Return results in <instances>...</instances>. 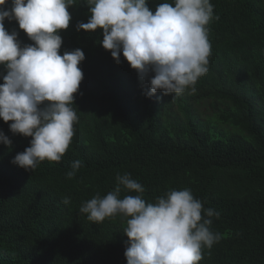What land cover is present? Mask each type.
I'll list each match as a JSON object with an SVG mask.
<instances>
[{
  "label": "trees",
  "instance_id": "obj_1",
  "mask_svg": "<svg viewBox=\"0 0 264 264\" xmlns=\"http://www.w3.org/2000/svg\"><path fill=\"white\" fill-rule=\"evenodd\" d=\"M211 2L219 18L208 25L209 71L194 93L151 98L123 54L118 64L104 49L101 29L77 31L88 22V6L78 0L69 8L61 55L85 52L72 105L79 121L62 160L30 172L12 161L31 137L14 135L11 121L0 119L12 140L11 147L0 143V264H127L121 218L96 224L79 213L125 172L145 187L146 202L190 188L204 208L220 213L211 229L222 238L202 250L199 264H264V0ZM5 27L33 43L15 20ZM75 160L82 166L69 179Z\"/></svg>",
  "mask_w": 264,
  "mask_h": 264
},
{
  "label": "clouds",
  "instance_id": "obj_2",
  "mask_svg": "<svg viewBox=\"0 0 264 264\" xmlns=\"http://www.w3.org/2000/svg\"><path fill=\"white\" fill-rule=\"evenodd\" d=\"M0 0V119L11 132L31 137L30 146L12 163L33 172L44 162H60L74 136L79 117L72 107L84 72L81 48L61 55V30L69 28V8L78 0ZM89 10L88 22L77 31L102 30L104 49L119 64L121 53L133 68L144 94L180 96L194 93L209 71L211 44L208 25L215 5L211 0H163L155 10L149 0H79ZM18 22L33 43L23 44L19 32H9L5 20ZM0 143L12 140L0 131ZM82 161L71 163L67 178H75ZM145 187L131 173H117L106 195L97 192L79 213L100 224L120 217L125 223L127 264H199L202 250L211 249L222 234L211 229L220 213L204 208L190 188H170L146 202ZM69 205V197L63 198Z\"/></svg>",
  "mask_w": 264,
  "mask_h": 264
},
{
  "label": "rangeland",
  "instance_id": "obj_3",
  "mask_svg": "<svg viewBox=\"0 0 264 264\" xmlns=\"http://www.w3.org/2000/svg\"><path fill=\"white\" fill-rule=\"evenodd\" d=\"M205 110V109H204Z\"/></svg>",
  "mask_w": 264,
  "mask_h": 264
}]
</instances>
